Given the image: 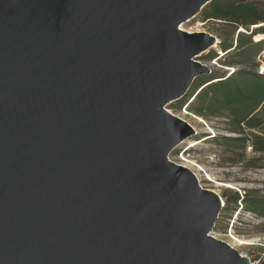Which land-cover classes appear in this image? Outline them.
Returning <instances> with one entry per match:
<instances>
[{
    "label": "water",
    "instance_id": "1",
    "mask_svg": "<svg viewBox=\"0 0 264 264\" xmlns=\"http://www.w3.org/2000/svg\"><path fill=\"white\" fill-rule=\"evenodd\" d=\"M212 1L0 0V264H251L169 158L218 41L181 25Z\"/></svg>",
    "mask_w": 264,
    "mask_h": 264
},
{
    "label": "trees",
    "instance_id": "2",
    "mask_svg": "<svg viewBox=\"0 0 264 264\" xmlns=\"http://www.w3.org/2000/svg\"><path fill=\"white\" fill-rule=\"evenodd\" d=\"M204 20L216 21L226 27L216 50L206 55L218 61L223 72L212 70L198 77L176 108L188 109L206 121L224 119L230 134L203 135L222 149L221 158L245 168H264V0H213L203 9ZM262 39V40H260ZM260 40V41H258ZM233 69V71H230ZM251 147L255 154L247 155ZM225 206L232 212L246 210L264 218V194L259 188L243 192L226 188ZM232 216V214H231Z\"/></svg>",
    "mask_w": 264,
    "mask_h": 264
},
{
    "label": "rangeland",
    "instance_id": "3",
    "mask_svg": "<svg viewBox=\"0 0 264 264\" xmlns=\"http://www.w3.org/2000/svg\"><path fill=\"white\" fill-rule=\"evenodd\" d=\"M203 9L194 18L183 23L181 25L182 29L189 32H208L216 36L221 42L223 38L222 32H225L226 27L216 21H205ZM219 45L218 43L215 48L200 55L196 60L207 64L212 70L223 72L222 68L225 66L220 62L215 60L208 61L205 58L212 50H216L221 55ZM262 55L261 58L264 57V52ZM178 102H172L166 108L174 115L189 122L196 129L197 134L181 142L169 155L170 160L190 168L198 174L199 182L203 188L214 190L222 197L226 188H233L240 192H243L244 188H259L263 190L264 194V168H245L241 164L227 162L221 158V147L209 142L210 140H206L209 137L198 140L206 134H210L211 137L217 134H230L226 131L224 119L206 121L202 117L191 113L188 109L176 108ZM194 140L199 142H194ZM247 155L248 157L255 155L251 147H248ZM239 208L238 210H240ZM232 210V207H227L223 204L212 235L229 243L240 253L247 254L251 258L263 257L264 218L257 217L244 209L240 213H238V210L233 213ZM234 237L250 241L252 244L240 246Z\"/></svg>",
    "mask_w": 264,
    "mask_h": 264
},
{
    "label": "bare ground",
    "instance_id": "4",
    "mask_svg": "<svg viewBox=\"0 0 264 264\" xmlns=\"http://www.w3.org/2000/svg\"><path fill=\"white\" fill-rule=\"evenodd\" d=\"M260 35H263V36H264V34H259V35L256 36V38L259 37ZM256 38H255V41H256ZM262 39H264V37H263ZM262 39H260V40H262ZM260 40H258V41H260ZM218 43H219V39H218V41H217V44H218ZM217 44H215L214 47H216ZM201 120H202V118H201ZM194 142H199V141H198V140H194ZM196 175L198 176V174H196ZM223 204H224V202H223ZM234 239H235V241L238 243V245H240V246H244V245L252 244L250 241L242 240V239H240V238H236V237H234ZM233 247H234V246H233Z\"/></svg>",
    "mask_w": 264,
    "mask_h": 264
},
{
    "label": "built area",
    "instance_id": "5",
    "mask_svg": "<svg viewBox=\"0 0 264 264\" xmlns=\"http://www.w3.org/2000/svg\"><path fill=\"white\" fill-rule=\"evenodd\" d=\"M230 71H233V69H231ZM244 256L249 257L251 264H264V256L263 257H256V258H251L249 255L241 253Z\"/></svg>",
    "mask_w": 264,
    "mask_h": 264
}]
</instances>
